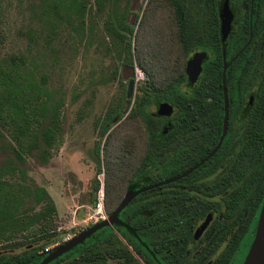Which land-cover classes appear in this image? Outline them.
Returning a JSON list of instances; mask_svg holds the SVG:
<instances>
[{
	"label": "flooded vegetation",
	"instance_id": "af4514ba",
	"mask_svg": "<svg viewBox=\"0 0 264 264\" xmlns=\"http://www.w3.org/2000/svg\"><path fill=\"white\" fill-rule=\"evenodd\" d=\"M199 1L178 25L192 33L186 63L195 58L199 70L190 85L185 64L179 91L190 103L181 97L176 119L160 124L163 179L146 195L141 225L124 207L121 223L46 264L243 263L264 203V0ZM89 227L29 244L31 259L16 264H40ZM15 255L0 248V257Z\"/></svg>",
	"mask_w": 264,
	"mask_h": 264
},
{
	"label": "rangeland",
	"instance_id": "374dc122",
	"mask_svg": "<svg viewBox=\"0 0 264 264\" xmlns=\"http://www.w3.org/2000/svg\"><path fill=\"white\" fill-rule=\"evenodd\" d=\"M48 1L0 0V16L6 32L5 41L0 45V57L10 54L25 57L27 68L44 84L52 98L62 104L64 131L48 164L42 165L27 157L25 178L18 172L11 174L7 171L3 178L11 184L5 188L27 191L41 187L48 192L56 207V236L62 238L95 224L100 215L107 216L106 201L111 200L113 190L125 183L127 158L141 141L139 120L127 122L128 113L136 92L147 78V61L152 62L148 46L155 43L160 29L169 31L172 49L168 59L173 63L177 58L170 35L175 26L167 24L169 18L171 23L173 10L163 0L154 2L148 19L144 9L149 0H118L114 13L118 32L125 34L123 38L107 30L106 21L112 19L109 3L98 5L95 0H87L91 9L84 18L83 27L78 25L67 29L65 24L59 25V36L50 43L45 41L48 22L44 11ZM123 26L126 32L122 30ZM127 27L133 28L132 34ZM128 40L135 65L133 70L126 65ZM138 61L144 69L136 66ZM137 72L142 75L138 76ZM130 80L135 82L134 90L130 98L126 97L129 101L122 103V118L117 123L104 125L103 117L110 107L123 99ZM150 109L153 111L154 106ZM133 134L134 141L131 140ZM97 144L99 165L95 157ZM3 145L0 170L8 169L13 162L5 140ZM99 167L101 173L98 175ZM97 179L100 189L96 192L93 187ZM107 185L109 197L105 194ZM100 190L103 192V208L102 214L96 215L94 210ZM145 195H137L133 201L138 202ZM26 208L36 212L41 205L36 204L33 197H25L19 210ZM27 246L7 250L11 254H20Z\"/></svg>",
	"mask_w": 264,
	"mask_h": 264
},
{
	"label": "trees",
	"instance_id": "16d2710c",
	"mask_svg": "<svg viewBox=\"0 0 264 264\" xmlns=\"http://www.w3.org/2000/svg\"><path fill=\"white\" fill-rule=\"evenodd\" d=\"M155 1H147L144 9L145 18H149V11ZM104 2L109 3L110 17L112 18L106 21L107 30L123 38L125 34L118 32L117 16L114 13L118 0H95L98 5H102ZM163 2L170 4L173 10L171 23L169 18L167 24L175 26V31H170V35L174 40L177 59L173 63L168 59V54L172 49L169 44V31L160 29L155 43L148 46L152 62L146 58L148 60V68L145 69L147 78L136 92L133 105L128 113L129 117L127 116L129 123L139 120L141 141L139 145L133 147L130 157L127 158L129 164L128 169L124 172V185L113 190L111 200L106 201L108 214H111L117 207L127 190L135 191L162 181L163 178L158 173L160 145L164 137L160 124L164 120L174 121L176 119L177 106L181 97L184 100L183 104L190 103L188 97L179 91V86L185 82V64L192 51V33L186 29L180 33L178 25L180 19L190 20L186 10L192 9L193 2L192 0H163ZM88 3L87 0H50L46 2L47 9L44 11V17L48 22V33L45 41L50 43L59 36V25L65 24L67 29H74L78 25L79 28H82L84 18L91 9ZM199 3L200 9L205 8V4L201 0ZM142 26L143 23L140 27ZM122 30L126 32L124 26ZM127 30L132 34V27H127ZM5 37L6 32L0 16V45L5 41ZM127 46L126 65L133 70L135 65L131 58L130 40L127 41ZM137 65L144 69L139 61ZM126 92L127 90H125L123 99L106 112L103 117L104 125L120 121L123 115L122 103L127 100ZM160 101L172 104L174 111L171 116H159L150 109ZM63 124L62 104L52 98L44 84L39 82L32 71L27 68L25 57L21 54L0 57V153L4 149L3 140H5L13 156L10 167L0 170V248L22 247L35 241L46 240L57 234L56 207L48 192L41 187H36L34 190L27 189V191L19 187L17 190L5 188L11 184L3 178V175L6 171L11 174L18 172L20 177L25 178L24 167L27 157L34 158L42 165L48 164L54 151L58 148L60 137L64 131ZM133 135L131 140L134 141L135 135ZM167 136H174V134ZM95 157L99 165L98 144ZM97 173L98 175L101 173L100 167ZM95 182L93 188L97 192L100 189V182L98 179ZM158 190L159 188L155 187L138 195L157 194ZM109 192L110 188L107 185L105 186L107 197H109ZM146 195L143 198L140 197L138 202L133 201L136 198L134 197L123 210L125 216L129 214L127 210L134 212L131 215L135 217L131 222L133 227L141 225L143 202L147 198ZM25 197H33L35 203L40 204L41 208L36 212L27 208L19 210ZM101 231L97 230L94 234ZM30 259L31 252L24 251L12 257H0V264H16L19 261ZM31 264H36V262Z\"/></svg>",
	"mask_w": 264,
	"mask_h": 264
},
{
	"label": "water",
	"instance_id": "95a60500",
	"mask_svg": "<svg viewBox=\"0 0 264 264\" xmlns=\"http://www.w3.org/2000/svg\"><path fill=\"white\" fill-rule=\"evenodd\" d=\"M224 2V0H223ZM223 11H225L226 3H223ZM199 70V62L197 63L195 58L189 59L186 63V74L188 76V83L191 85L195 80L197 71ZM135 82L134 80H130L127 84V92L126 96L130 98L133 94ZM173 113V106L167 102H157L155 104V114L159 116H170ZM106 128L102 131L104 133ZM173 180V179H172ZM161 183H155L138 190H127L123 195L121 201L117 205V207L113 210V212L104 220L93 224L87 230L82 231L78 234L75 238L67 242L63 247L56 249L52 252L48 257H46L40 264H46L51 259L55 258L56 256L60 255L62 252L67 251L73 245L82 242L84 238L89 236L91 233L95 232L96 230L111 225L113 222L121 223L118 219L117 214L126 206V204L132 200L135 196L139 193L151 189L160 185ZM242 264H264V203L261 208L259 220L257 223L256 233L254 239L251 243L249 251L243 261Z\"/></svg>",
	"mask_w": 264,
	"mask_h": 264
},
{
	"label": "built area",
	"instance_id": "2783aa9c",
	"mask_svg": "<svg viewBox=\"0 0 264 264\" xmlns=\"http://www.w3.org/2000/svg\"><path fill=\"white\" fill-rule=\"evenodd\" d=\"M138 73V76L142 75L141 72H137ZM102 208H103V192L100 190L98 192V197H97V204H96V208L94 210L95 214H102ZM106 219V215H100L98 220L96 221H99V220H104ZM69 235H66L64 240L68 239Z\"/></svg>",
	"mask_w": 264,
	"mask_h": 264
}]
</instances>
